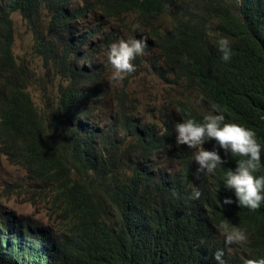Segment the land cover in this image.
<instances>
[{
  "label": "trees",
  "instance_id": "obj_1",
  "mask_svg": "<svg viewBox=\"0 0 264 264\" xmlns=\"http://www.w3.org/2000/svg\"><path fill=\"white\" fill-rule=\"evenodd\" d=\"M174 5L0 0V154L25 168L27 192L42 194L59 217L55 228L0 210V264H216L217 249L224 264L264 258V201L255 210L239 206L222 183L241 158L217 146L224 163L212 174L197 172V149L175 144L174 131L178 121L217 113L251 128L261 145L253 175L264 176V0ZM165 11L168 29L155 22ZM13 12L33 29V52L52 59L61 78L52 104L45 97L37 106L28 92L30 77L12 52ZM140 36L146 47L135 68L156 50L164 68L153 59L150 66L161 78L191 85L211 113L174 101L152 121L123 86L107 96L94 51ZM221 36L231 46L228 61L216 47ZM202 147L212 150L213 142ZM193 188L197 199L189 198ZM234 229L245 239L225 244Z\"/></svg>",
  "mask_w": 264,
  "mask_h": 264
},
{
  "label": "rangeland",
  "instance_id": "obj_2",
  "mask_svg": "<svg viewBox=\"0 0 264 264\" xmlns=\"http://www.w3.org/2000/svg\"><path fill=\"white\" fill-rule=\"evenodd\" d=\"M182 1L175 0L173 8H180L181 5L186 4L188 7L199 9L209 0ZM221 1L229 2V0ZM11 17L14 27L12 52L17 62L23 64L25 74L30 77L26 83L28 92L37 106L42 107L47 101L52 104L53 94L61 82V78L56 74L53 61L49 57L45 59L33 52V29L17 12H13ZM155 22L166 29L172 26L171 17L166 11L158 15ZM45 25V17L41 15L38 22L39 30L44 31ZM123 39L126 38L123 37ZM109 45L97 47L92 57L96 66L105 68L106 72L103 75L104 79H102L104 82L102 84L105 86L101 87L107 90V96L123 86L129 92L131 103L135 105L140 112L139 114H144L146 120L152 121L163 115L164 108L173 105L174 101L186 102L199 111L212 112L191 85L186 86L182 81L175 82L171 76L161 78L157 74L149 62L153 59L156 66L164 68L156 50L152 52V57L149 60L137 65L134 75H131L132 73L123 74L122 79H113L111 76L113 69L108 63L106 55ZM84 65L87 66L86 63ZM45 97H49V99L44 101ZM104 105L106 107L105 112L108 113L111 105ZM29 183L30 180L25 168L19 164L8 162L5 156L0 154V210L5 213H12L16 218L23 216L56 228L59 225V217L49 209V205L42 194L31 195L27 192Z\"/></svg>",
  "mask_w": 264,
  "mask_h": 264
},
{
  "label": "clouds",
  "instance_id": "obj_3",
  "mask_svg": "<svg viewBox=\"0 0 264 264\" xmlns=\"http://www.w3.org/2000/svg\"><path fill=\"white\" fill-rule=\"evenodd\" d=\"M146 47L145 39L140 36L119 39L108 46L107 60L113 69V79H122L123 74L135 71L132 61L142 55ZM216 47L221 52V59L228 61L232 54L231 46L227 37H219ZM222 114L205 116L202 121L191 118L178 121L174 125L175 144L186 145L188 148H196L193 160L197 164V172L205 174L214 173L223 163L221 155L216 151L218 146L226 154L240 157L234 169L224 172L222 183L225 189H230L239 206L250 210L257 209L264 201V176L253 173L261 166V145L257 142L256 133L251 128L235 122H224ZM212 141V150L202 147L203 144ZM200 191L193 188L189 198L197 199ZM224 204L232 203L225 198ZM245 234L242 230L234 229L224 237L225 244L243 241ZM223 251L217 249L213 253L216 264H224ZM247 264H264V258L248 260Z\"/></svg>",
  "mask_w": 264,
  "mask_h": 264
},
{
  "label": "bare ground",
  "instance_id": "obj_4",
  "mask_svg": "<svg viewBox=\"0 0 264 264\" xmlns=\"http://www.w3.org/2000/svg\"><path fill=\"white\" fill-rule=\"evenodd\" d=\"M69 20V19H68ZM91 119V118H90Z\"/></svg>",
  "mask_w": 264,
  "mask_h": 264
}]
</instances>
